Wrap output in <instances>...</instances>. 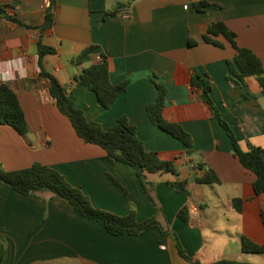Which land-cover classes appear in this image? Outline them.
<instances>
[{
    "label": "crops",
    "instance_id": "0c3cea01",
    "mask_svg": "<svg viewBox=\"0 0 264 264\" xmlns=\"http://www.w3.org/2000/svg\"><path fill=\"white\" fill-rule=\"evenodd\" d=\"M56 0L54 23L42 32L30 27L45 24L50 0H0V84L19 97L29 132L26 136L0 124V163L13 171L42 164L61 172L80 188L94 207L139 222L156 218L176 232L187 253L203 264L221 259L257 262L241 248L246 236L264 243V193L256 195V176L234 156L230 137L212 117L201 91L191 86L195 71L211 78V97L222 117L235 129L240 145L261 147L264 157V96L255 77L246 79L248 99L228 77V61L236 50L223 37L218 47L204 36L214 22H224L238 46L252 50L264 66V0ZM126 7L106 19L118 4ZM54 47L44 68L56 76L84 110L89 120L110 129L122 116L136 127L148 151L173 161L178 175L146 173L145 186L137 169L105 160L106 152L84 142L70 120L58 110L49 82L40 76L38 42ZM96 46L94 59L72 60ZM104 56L113 84L128 83L110 106L98 104L97 95L79 84L84 68ZM167 90L164 117L180 124L193 137V152L155 125L147 111L159 91ZM212 169L220 184H200ZM187 181L189 194L171 186ZM242 199L238 211L233 200ZM187 206L186 222L179 211ZM0 237L6 242L4 264H191L178 252L175 239L155 227L142 235H111L98 222L77 214L70 202L48 192L22 195L0 183ZM256 255V254H251ZM264 256V255H256Z\"/></svg>",
    "mask_w": 264,
    "mask_h": 264
},
{
    "label": "trees",
    "instance_id": "16d2710c",
    "mask_svg": "<svg viewBox=\"0 0 264 264\" xmlns=\"http://www.w3.org/2000/svg\"><path fill=\"white\" fill-rule=\"evenodd\" d=\"M55 4L56 0H50L46 22L42 26L30 27L18 19L13 18L12 20L22 26L37 28L44 32L51 28L54 23L53 7ZM209 5L210 2L207 0H199L194 3L195 9L200 12H203ZM123 7H126L123 3L116 5L115 8L105 12V18L109 19L115 16ZM220 36L236 50L235 59L228 61L230 68V76L228 78L244 92L243 100L248 99L249 96L246 89V79L248 77H255L258 80L264 96V66L262 60L252 50L238 46L236 33L224 22L211 23L204 40L218 47H224V43L217 39ZM95 49L96 46L94 45L86 48L72 60V63L80 65L94 59ZM56 52L54 47L43 44L42 40L38 42L40 76L48 80L51 97L54 99L60 113L70 120L78 137L88 144L103 148L106 152V161L110 163L122 162L135 167L138 177L144 186L146 185L144 182L146 173L162 172L178 175L176 164L173 161H164L160 159L157 152L146 149L144 143L137 135L136 127L130 123L127 116L120 117L115 125L106 130L99 122L89 120L84 110L76 107L75 101L69 95L67 88L61 84L56 76L44 68V58L47 55L56 54ZM101 58V60L84 68L82 73L76 77V81L93 91L97 95L98 104L108 109L127 90L128 83L113 84L110 80L109 63L104 56ZM154 79L159 94L156 102L148 105V114L155 125L180 140L187 148V153L191 154L193 152V137L180 124L169 121L164 117L163 111L168 90L164 85L156 81V75H154ZM191 86L201 91L202 100L209 106L212 117L218 120L227 132L234 148V156L240 160L246 169L255 174L256 179L253 183L255 194L264 193L263 149L250 143L247 144V149L242 148L234 127L222 117L218 106L211 97L212 82L209 75L195 71L191 78ZM0 124L11 126L22 136H26L29 132L26 114L20 99L5 83L0 84ZM198 182L200 184L221 183L219 177L212 169H209L203 177L198 178ZM0 183L26 196L48 192L52 196L62 197L70 202L77 214L98 222L108 233L114 236L123 234L142 235L148 230L157 227L162 234L170 235L175 239L178 252L184 259L191 264H203L187 253L176 232L162 225L155 217L139 222L134 210L127 216H120L94 207L80 188L71 185L61 172L52 167L37 163L29 168L8 171L0 163ZM171 186L180 193L189 194L187 181L177 180L172 182ZM243 202L240 198L233 200L236 210H242ZM179 216L186 222L189 220L190 214L187 206L179 211ZM262 219L264 221V210L262 211ZM241 248L247 254L264 255V243H255L246 236L242 237ZM6 256V242L3 237H0V264L5 263ZM213 264L253 263L221 259Z\"/></svg>",
    "mask_w": 264,
    "mask_h": 264
},
{
    "label": "rangeland",
    "instance_id": "374dc122",
    "mask_svg": "<svg viewBox=\"0 0 264 264\" xmlns=\"http://www.w3.org/2000/svg\"><path fill=\"white\" fill-rule=\"evenodd\" d=\"M256 255H258V254H256ZM256 255H246V256H248V257H250V259H256L257 260V262H264V256H256ZM249 263H253V262H249ZM253 264H264V263H253Z\"/></svg>",
    "mask_w": 264,
    "mask_h": 264
},
{
    "label": "built area",
    "instance_id": "2783aa9c",
    "mask_svg": "<svg viewBox=\"0 0 264 264\" xmlns=\"http://www.w3.org/2000/svg\"><path fill=\"white\" fill-rule=\"evenodd\" d=\"M102 58H100L99 60H101Z\"/></svg>",
    "mask_w": 264,
    "mask_h": 264
}]
</instances>
